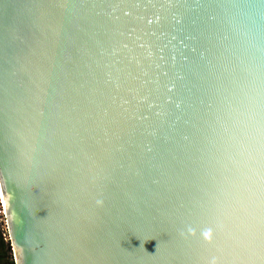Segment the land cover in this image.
<instances>
[{"label":"water","instance_id":"obj_1","mask_svg":"<svg viewBox=\"0 0 264 264\" xmlns=\"http://www.w3.org/2000/svg\"><path fill=\"white\" fill-rule=\"evenodd\" d=\"M13 264H264V0H0Z\"/></svg>","mask_w":264,"mask_h":264},{"label":"trees","instance_id":"obj_2","mask_svg":"<svg viewBox=\"0 0 264 264\" xmlns=\"http://www.w3.org/2000/svg\"><path fill=\"white\" fill-rule=\"evenodd\" d=\"M8 242H4L0 231V264H13Z\"/></svg>","mask_w":264,"mask_h":264},{"label":"built area","instance_id":"obj_3","mask_svg":"<svg viewBox=\"0 0 264 264\" xmlns=\"http://www.w3.org/2000/svg\"><path fill=\"white\" fill-rule=\"evenodd\" d=\"M0 221L2 223V229H3L1 232V236L3 237V240L7 242V234H6V228H5V222H4L3 207H2L1 202H0Z\"/></svg>","mask_w":264,"mask_h":264},{"label":"bare ground","instance_id":"obj_4","mask_svg":"<svg viewBox=\"0 0 264 264\" xmlns=\"http://www.w3.org/2000/svg\"><path fill=\"white\" fill-rule=\"evenodd\" d=\"M0 202L3 204V206H4V204H5V202H4V198H3V195H2V192L0 191Z\"/></svg>","mask_w":264,"mask_h":264},{"label":"rangeland","instance_id":"obj_5","mask_svg":"<svg viewBox=\"0 0 264 264\" xmlns=\"http://www.w3.org/2000/svg\"><path fill=\"white\" fill-rule=\"evenodd\" d=\"M2 223H1V221H0V231L2 232ZM5 242V241H4ZM10 255H11V253H10ZM11 259H12V256H11Z\"/></svg>","mask_w":264,"mask_h":264}]
</instances>
